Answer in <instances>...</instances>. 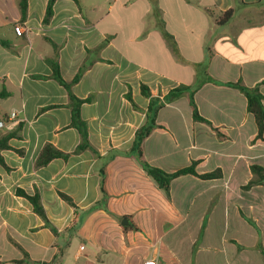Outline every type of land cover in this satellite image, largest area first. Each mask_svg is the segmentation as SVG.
I'll use <instances>...</instances> for the list:
<instances>
[{
    "label": "crops",
    "instance_id": "obj_1",
    "mask_svg": "<svg viewBox=\"0 0 264 264\" xmlns=\"http://www.w3.org/2000/svg\"><path fill=\"white\" fill-rule=\"evenodd\" d=\"M48 2L28 0L22 22L20 0H0L9 44H0V87L10 93L0 138L14 135L2 152L8 169L0 165V264H264V184L242 189L250 167H264V139L244 94L228 86L242 80L264 96V0H56L45 24ZM54 45L66 82L90 64L72 94L94 98L80 107L94 151L76 152L69 93L46 62ZM141 85L161 100L189 86L209 122L194 120L188 93L166 103L143 159L167 173L195 162L220 177H178L168 198L127 155L147 120ZM46 145L69 157L38 166ZM18 190L40 195L49 226Z\"/></svg>",
    "mask_w": 264,
    "mask_h": 264
},
{
    "label": "trees",
    "instance_id": "obj_2",
    "mask_svg": "<svg viewBox=\"0 0 264 264\" xmlns=\"http://www.w3.org/2000/svg\"><path fill=\"white\" fill-rule=\"evenodd\" d=\"M78 5H80V0H74ZM235 1H241V0H235ZM56 0H49L48 6L46 9V14L44 18V23L48 24L50 20L53 17L54 14V4ZM27 10H28V0H20V11H21V21L24 22L27 17ZM233 16V10H229L222 14L221 16V23H227L231 20ZM0 44L4 47H8L9 44L6 41L0 40ZM55 53L54 56L50 59H47L46 62L50 66L52 70V78L55 79L60 85H62L69 93L70 97V108L72 112V127L76 128L81 136V142L78 145L76 152H82L84 150L90 149L93 150L89 140H88V127L86 122L81 118L80 115V107L84 103H91L93 101V97L90 96L86 99H78L72 94V87L78 83V81L82 78L84 72L88 68L90 64L84 63L81 68L79 69L77 75L75 78L70 81L66 82L60 74V66H59V60H58V46H55ZM44 78V77H40ZM228 86L238 89L247 99V109L248 112L254 117L256 126H257V139H264V96L261 94L259 90V86L256 87H248L243 84L242 80H239L236 83H228ZM141 92L142 95L148 99H150L149 107L146 112L147 120L146 124L137 130L136 137L134 144L127 155H134L135 158L138 160L142 168L146 171V173L156 182V184L159 186L160 189L164 191L166 196L170 198V189H171V183L174 179L184 176V175H193L203 180H210L214 178L220 177V172L215 171L208 174H199L196 171L197 164L193 162L190 166L179 169L173 173H167L163 171L160 168H157L155 166H152L148 162H146L143 159V143L145 139L152 133V131L158 127L157 125V116L160 111V109L169 102L175 101L188 93L189 95V102L193 109V118L196 121H203L207 122L204 118H202L199 114L197 105L195 103L194 95L195 90L191 89L189 86L180 85L174 89H172L163 100L160 98H154L151 95V92L149 88L145 85H141ZM10 96V93L6 90L5 87L0 90V101L3 99H6ZM127 99L133 104L135 108V104L132 101V97L130 94L127 95ZM14 137L13 134H9L5 137L0 138V165L5 167L7 166L4 162V158L2 156V152L5 150L11 149L9 146L10 139ZM94 151V150H93ZM69 157L68 154H65L59 150H57L52 145H46L42 152L40 153V156L37 160V165L42 167L50 163L54 159H67ZM251 173L254 176L252 180L248 182L247 185H245L242 189L243 190H249L251 187L256 185L264 184V167L253 165L250 167ZM101 177V191L104 197H108V193L106 190V182H107V172L105 169L101 170L100 172ZM18 196L24 197L27 199L32 207L34 213H36L45 223L46 226H49L44 207L41 202L40 195L38 193L34 195H28L23 190H18L17 192ZM62 200L70 204L71 206H74L73 200L67 196L66 194L59 193ZM250 223L254 224L251 220H249ZM131 229H136V227L130 222ZM124 229H127V227H124ZM21 263V262H17Z\"/></svg>",
    "mask_w": 264,
    "mask_h": 264
},
{
    "label": "built area",
    "instance_id": "obj_3",
    "mask_svg": "<svg viewBox=\"0 0 264 264\" xmlns=\"http://www.w3.org/2000/svg\"><path fill=\"white\" fill-rule=\"evenodd\" d=\"M114 1H116V0H114ZM14 30L18 36H21L25 32L23 25L20 23L15 25ZM15 117H16V113H12L11 118H15ZM4 127H5L4 120H0V132L4 129ZM143 264H156V260L148 259Z\"/></svg>",
    "mask_w": 264,
    "mask_h": 264
},
{
    "label": "rangeland",
    "instance_id": "obj_4",
    "mask_svg": "<svg viewBox=\"0 0 264 264\" xmlns=\"http://www.w3.org/2000/svg\"><path fill=\"white\" fill-rule=\"evenodd\" d=\"M0 89H2V87H0ZM256 216L260 219V221H261V220H264V219H263L264 216H263V214L260 213V211H257ZM262 225H263V224H262Z\"/></svg>",
    "mask_w": 264,
    "mask_h": 264
},
{
    "label": "water",
    "instance_id": "obj_5",
    "mask_svg": "<svg viewBox=\"0 0 264 264\" xmlns=\"http://www.w3.org/2000/svg\"><path fill=\"white\" fill-rule=\"evenodd\" d=\"M121 225H122V226H126V225H128V220H127L126 218H124V219L122 220V222H121Z\"/></svg>",
    "mask_w": 264,
    "mask_h": 264
}]
</instances>
